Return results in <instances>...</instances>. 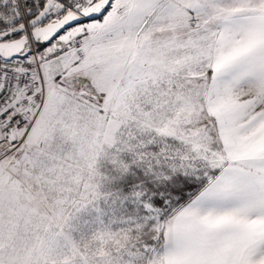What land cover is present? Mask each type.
Masks as SVG:
<instances>
[{"label": "snow or ice", "instance_id": "6c2138e0", "mask_svg": "<svg viewBox=\"0 0 264 264\" xmlns=\"http://www.w3.org/2000/svg\"><path fill=\"white\" fill-rule=\"evenodd\" d=\"M0 264H264V0H0Z\"/></svg>", "mask_w": 264, "mask_h": 264}]
</instances>
